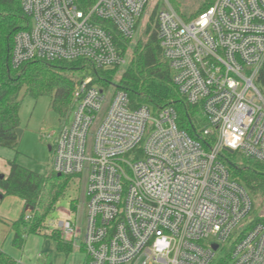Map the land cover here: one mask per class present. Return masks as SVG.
<instances>
[{"label": "built area", "instance_id": "2783aa9c", "mask_svg": "<svg viewBox=\"0 0 264 264\" xmlns=\"http://www.w3.org/2000/svg\"><path fill=\"white\" fill-rule=\"evenodd\" d=\"M19 1L29 26L14 35V68L85 59L113 69L128 61L107 24L135 39L150 0ZM155 10L173 81L206 116L211 144L181 129L173 106L154 116L118 85L108 94L90 74L76 79L53 170L86 176V224L64 212L48 226L84 247V264H264V222L252 224V196L222 157L264 162V0H216L191 20L168 0Z\"/></svg>", "mask_w": 264, "mask_h": 264}, {"label": "trees", "instance_id": "16d2710c", "mask_svg": "<svg viewBox=\"0 0 264 264\" xmlns=\"http://www.w3.org/2000/svg\"><path fill=\"white\" fill-rule=\"evenodd\" d=\"M170 1L184 19L191 20L213 5L216 0H203L190 15L181 11L178 0ZM156 16L154 10L151 21L138 39L137 36L135 39L125 38L112 23L107 24L112 29L122 52L125 54L130 52V59L122 69L118 86L128 92L134 106L148 104L154 109L173 106L178 115V126L191 137L201 140L206 147L210 146L213 137H206L203 134L204 128L208 125L206 116L199 107L186 102L173 81L169 63L158 37ZM28 22L29 18L24 14L19 0H0V145L12 149H17L20 140L19 95L23 89L34 98L51 96L53 108L63 116L71 109L77 79L73 73L76 70H87L86 75H92L93 82L101 86L111 83L120 71L119 67L96 68L85 59L55 61L36 59L14 68L10 62L13 38L19 29L29 26ZM257 84L264 93V65ZM222 157L231 175L253 198L264 194L263 161L247 158L236 151H223ZM9 163L11 167L9 173L0 177L2 196H19L24 199L28 208V211L14 223L16 227L14 245L22 249L27 236L43 234L54 239L57 242V249L69 255L74 249V244L66 241L57 230H51L49 233L45 231L48 228L50 214L74 177L59 175L54 170L50 176L39 174L21 165L16 159L10 160ZM51 177L56 180L50 183L49 193H45L47 180ZM74 206L76 205L72 204V207ZM27 215L29 218H26ZM256 222H264V218L253 217L252 224ZM82 249L85 250L84 247ZM0 264H17V260L0 247Z\"/></svg>", "mask_w": 264, "mask_h": 264}, {"label": "rangeland", "instance_id": "374dc122", "mask_svg": "<svg viewBox=\"0 0 264 264\" xmlns=\"http://www.w3.org/2000/svg\"><path fill=\"white\" fill-rule=\"evenodd\" d=\"M168 1L171 3L170 0ZM178 1L180 2L181 11H185L186 14L190 15L203 0ZM164 2L165 0L149 1L144 15L141 18L137 39L143 34L142 32H144L145 27L151 21V15L156 6L158 5L160 9ZM126 59L129 61L130 52L127 53ZM123 67L124 65L119 67L120 71L115 75L111 83L105 86L108 94L113 93L117 89L116 86L119 83ZM87 73V70H76L73 76L78 79L84 77ZM19 99L21 101L20 130L22 133L20 134L17 149L0 145V175H7L11 168L9 161L16 159L21 165L39 174L50 176L53 172L54 159V151L50 149V146L55 145L58 132L64 122V115L62 116L53 108L51 96L44 95L34 98L23 89L20 92ZM157 113L158 109H152V115L156 116ZM55 180L56 179L53 177L47 180V185L44 189L45 193H49L51 187L50 183L55 182ZM252 201L249 219L255 216L264 218V194L256 198L252 197ZM72 204L76 206L72 207ZM86 204V176L82 175L79 178H72L65 193L56 203V208L50 214L47 222H50L52 218L59 216L61 213L67 212L68 214L74 215L77 225L79 224V226L84 229L86 224ZM51 242V240L46 242L44 250L38 256V264H57L61 257L62 260L63 256L65 257L66 253L64 251L54 248L53 245V248H50ZM74 246L73 253H75L74 255L76 258L72 262L78 263L82 261L85 252L84 250L78 249L76 244Z\"/></svg>", "mask_w": 264, "mask_h": 264}, {"label": "crops", "instance_id": "0c3cea01", "mask_svg": "<svg viewBox=\"0 0 264 264\" xmlns=\"http://www.w3.org/2000/svg\"><path fill=\"white\" fill-rule=\"evenodd\" d=\"M26 211H28V208L24 199L16 195L2 196L0 188V247L11 254L17 260V264H38V256L44 250L46 242L51 240L50 248L54 247L56 249L57 242L50 237L43 236V234H31L27 236L24 247L22 249L17 248L13 243V238L16 232L14 223L17 222ZM28 213L29 212H27V214ZM50 230L51 229L48 226L45 232L49 233ZM76 245L78 249L83 250L80 243H76ZM74 254L73 251L69 255L65 254L63 260L61 257L57 264L85 263L87 259L86 252L82 261H79L78 263L72 262L76 258Z\"/></svg>", "mask_w": 264, "mask_h": 264}, {"label": "water", "instance_id": "95a60500", "mask_svg": "<svg viewBox=\"0 0 264 264\" xmlns=\"http://www.w3.org/2000/svg\"><path fill=\"white\" fill-rule=\"evenodd\" d=\"M18 133H19V135H20V134L22 133V131L19 129V130H18ZM50 149H51V146H50ZM229 151L232 152L231 149H229ZM59 175H61V174H59ZM0 177H4V175L2 174V175H0Z\"/></svg>", "mask_w": 264, "mask_h": 264}]
</instances>
